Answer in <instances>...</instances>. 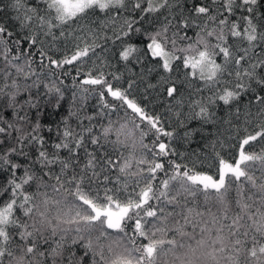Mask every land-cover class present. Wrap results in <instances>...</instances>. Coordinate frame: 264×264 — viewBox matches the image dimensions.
<instances>
[{
	"label": "snow or ice",
	"instance_id": "snow-or-ice-1",
	"mask_svg": "<svg viewBox=\"0 0 264 264\" xmlns=\"http://www.w3.org/2000/svg\"><path fill=\"white\" fill-rule=\"evenodd\" d=\"M0 177V264H264V0H0Z\"/></svg>",
	"mask_w": 264,
	"mask_h": 264
},
{
	"label": "trees",
	"instance_id": "trees-1",
	"mask_svg": "<svg viewBox=\"0 0 264 264\" xmlns=\"http://www.w3.org/2000/svg\"><path fill=\"white\" fill-rule=\"evenodd\" d=\"M187 3L191 4V0H187ZM188 35L194 38V32L193 31L190 30L188 32ZM136 42L139 44L140 47H143V45L139 43L138 39L136 40ZM134 70L137 72L140 71L139 66H135ZM120 71H125V69H123L121 67ZM125 74L127 75L128 73L126 72ZM155 75H156L155 73L152 74L153 80L155 79ZM74 76H75V72H73L68 77L64 78V85H61V87L66 88L67 90L65 91V100L63 102V106H62L59 114L53 112V113L45 116V123L46 124H51V123H55V122L59 121L61 116L66 115L70 108L73 111L80 108L82 101L79 98V93L77 94V100H76L75 104H73V101H72V92L76 91V89L73 88V84H72V80H73ZM85 87H93V86H85ZM83 104H84L85 110L87 112L92 113V112L96 111L97 110V107H96L97 106V98H96L95 94L90 96L86 102H83ZM157 111L163 112L164 109L161 107H158ZM113 119H116V117L113 116ZM191 126L192 127H199V125L196 124L195 122ZM213 131H215V129L211 128V126H206L205 131L202 133H198L195 137H193L191 144L184 145L181 148V151L186 150L188 153L195 152L209 139V132H213ZM193 159H194V157H193ZM203 170L209 172L210 174H215V168L214 167L206 166ZM2 179H3V177H0V180H2Z\"/></svg>",
	"mask_w": 264,
	"mask_h": 264
}]
</instances>
